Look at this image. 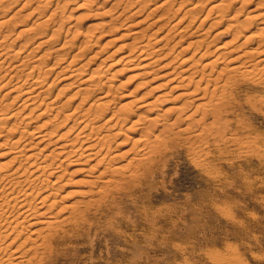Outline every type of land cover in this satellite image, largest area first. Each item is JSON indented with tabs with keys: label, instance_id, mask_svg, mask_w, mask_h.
<instances>
[{
	"label": "rangeland",
	"instance_id": "374dc122",
	"mask_svg": "<svg viewBox=\"0 0 264 264\" xmlns=\"http://www.w3.org/2000/svg\"><path fill=\"white\" fill-rule=\"evenodd\" d=\"M219 3L221 9H211ZM45 19L49 21L43 24ZM4 20L9 33L4 43L11 56L0 63V87L16 76L0 88V107L10 102L5 112L20 108L22 113L0 121V166L19 149L6 146L12 136L23 135L22 144L52 130L44 154L63 141L70 143L67 149L81 145L83 137L75 138L82 115L94 116L98 109L104 114L92 120L87 132L96 129L87 141L103 146L107 157L90 173L97 177L95 187L103 185L116 166L130 163L143 135L151 140L170 137L166 142L162 138L167 145L162 144L146 165L142 153L133 161L130 169L138 166L137 177H128L102 195L91 194L93 179L86 176L94 161L83 156L80 166L55 164L59 169L48 180L54 187L61 185L57 208L100 200L89 209L90 222L56 235L53 247L46 253L40 249L33 264H264V80L233 72L209 82L195 73L191 88L200 80L197 95L203 97L183 110L176 107L187 98L184 88H171L177 82L167 79L170 70L181 73L193 61L198 63L208 47V57L197 65L201 71L217 50L227 54L220 67L232 65L231 57L244 49H257L251 56L254 62L264 58V0H0V21ZM143 42L146 47L140 48ZM130 51L135 59L126 62ZM24 58L28 70L17 73L12 66ZM153 58L160 60L151 65ZM34 65L32 77L46 78L42 105L43 96L35 101L36 107L26 103V95L14 102L16 91L3 95L19 80L22 83ZM76 67L82 70L70 75ZM106 91L110 102L101 99ZM101 102L104 111L98 108ZM147 102L148 111L139 107ZM122 104L130 105V116L110 129L106 120ZM192 112L197 114L191 129H184L189 121L176 118ZM202 129L200 136L193 135ZM66 132L71 133L62 135ZM54 156L40 154L44 158L37 164ZM21 158L13 167H29ZM63 159L57 156L54 162ZM106 167L110 171L99 175Z\"/></svg>",
	"mask_w": 264,
	"mask_h": 264
},
{
	"label": "bare ground",
	"instance_id": "6f19581e",
	"mask_svg": "<svg viewBox=\"0 0 264 264\" xmlns=\"http://www.w3.org/2000/svg\"><path fill=\"white\" fill-rule=\"evenodd\" d=\"M60 7H62L61 4L58 8ZM211 9H217V10L221 9L220 3L212 5ZM49 18H53V16L52 17L49 16ZM48 19H45L43 24L47 23L49 21ZM218 20H220V18ZM7 23H8V20L0 21V63H3V64H5L6 61L11 56L9 55V51L7 50L8 48H6L5 43H4V41L6 40V37H8V34H9L4 31L5 25ZM262 29H264V27ZM49 37L51 38L52 36H49ZM249 39H251V37ZM43 42H40V43H43ZM149 42L151 43V41ZM145 47H146V42L145 43L143 42L140 48H145ZM241 47H238V48L240 49ZM238 48L236 47V49ZM252 50L245 51L244 49L238 52L237 54H235L236 55L235 57L232 56L233 58L231 57L230 59V61H233L231 62L232 65L227 66V67H220L222 58L227 56L226 52L223 50L221 51L217 50V53L214 55L213 53L214 50H213V52L212 51L211 52L213 53L214 56H212L211 59L206 60V62L202 64V67H201L202 71H201L200 69H198L197 65L199 61L206 59L208 57V53H209V47H208L200 55V59H198L199 61L197 60L198 63L196 61H193V63L188 64L187 66H189L190 68L188 67L185 70L186 72L182 70L183 71V72L181 71L182 75H180L181 73H179L180 72L179 70H178L179 72H176L175 69H173L174 71L170 70L168 72L169 73V78H167L168 82L169 80L177 82V83H173V86L171 88L173 89L174 88L180 89L179 87H181L182 89L184 88L186 92L184 91V94L182 93L181 94L183 96H187L186 100L184 98L185 100L184 103L182 105L177 106L176 108L184 110V108H187L189 104L194 103L199 99H202L201 97L203 96L200 97L197 95L201 87V85H199L198 83L201 79H204L205 77H208L209 82L214 81V80L218 81L219 78L221 79L223 76H226V74L236 72V73L242 74L243 76H246V77L248 76L251 79H255L256 81L257 80L263 81L264 80V66H263L264 58L258 59L256 62H254L255 58L251 56L255 57L254 51L257 49L255 48L253 52ZM31 51L29 52V54H27V57L28 56L30 57ZM133 51L128 52L127 55L124 56V59L126 62H129V60L131 61V59L135 57V56L134 57L132 56ZM155 51L156 50L152 51L151 53L147 51L148 54L146 55L151 56V54H153ZM230 51L231 52L229 53H232V51L234 50H230ZM142 52H146V51L145 50L141 51L140 52L141 55H142ZM257 52L261 53L262 51H257ZM19 53H20L19 51L16 52L15 56H18ZM246 54H248V56L250 55V57L248 58ZM26 58L19 61L18 63L13 64L12 69L17 70V73L24 71V70H28L26 69L27 68L26 66L28 64L26 63L27 62V60H25ZM246 58H248V60L250 58H253V59L248 61V60H245ZM142 59H145V55ZM153 59L154 60H151L148 63H151L152 65V63L158 62L160 60V58H153ZM186 60L187 59L185 58L181 63H186L187 62ZM169 61H167L169 64L172 63ZM238 61H242V63H238ZM261 62H263V65H260L262 67H259V64H261ZM148 63H146L145 65H149ZM168 63L164 62V64L161 65V67H164ZM36 67L37 65L32 66L29 69V71L26 72L25 80H23L22 83H20L21 80H19L18 81L19 83L15 84L13 87H11L9 91H7L3 95L8 96L11 92H14V91H16L17 93L20 92L21 93V94L19 93L20 95L19 94L16 95L17 94L16 93L12 96L15 98L13 99L14 102L16 98H18L19 96L21 97L22 95H26L25 97L26 103H29L28 105L36 106L35 101L39 100L38 98L43 96V94L46 91H48L46 87L43 88L45 86L44 85V82L46 79L45 76L38 75V77L36 78L32 77V71H34ZM176 69H177V66H176ZM79 70H82V68L76 67L74 71L71 72L72 74L70 75H75L74 72L77 73ZM190 70L192 71L190 72ZM114 73L115 72H113V74ZM195 73H200L201 77H199L200 80L197 78L199 81L197 80L198 82L195 84L196 87L191 88V85L195 82V78H194V75H196ZM214 75L215 76L217 75V77L213 79ZM219 75L221 76L218 77ZM15 76L16 74H13L9 80L11 81V79ZM18 77H21V75H19ZM91 77H88L89 79L86 78V80L90 81ZM229 77L231 78V76ZM30 79H33L32 85L29 87H25V85L29 83ZM227 80L226 81L224 80L225 81L224 85L227 82ZM9 83L7 81V83H4L1 87ZM90 86L92 87L91 82H90ZM94 86L97 88L99 87L98 84L96 86L95 83H94ZM198 86L200 87L197 88ZM109 91L111 90L109 89ZM108 94L109 93L106 91L101 96V99L105 100V102L106 101L110 102L111 100L108 99V96H109ZM46 98L47 97L43 96L42 98L43 101L41 100L42 102L39 101L40 103L39 102L38 103L43 104ZM10 101L13 102L12 99H10ZM102 102L100 105H98V108H101L102 106L105 105V103H102ZM38 103L37 105H39ZM10 105L12 106V104L8 102L3 107H0V121L7 122L12 117H19V114L22 113L20 108H17L18 110H15V111L5 112L6 110H9ZM149 105H150V102H147L145 104L139 105V107L140 108L146 107L143 109H147L146 111H148L149 110L148 108L151 107V106L149 107ZM47 106L49 107V105ZM128 106L130 105L122 104L120 107V110L113 112V114L106 120V122L108 123L107 126L110 129L117 127V125L121 124L122 122L124 123L125 120L130 116L131 109ZM33 110H35V107L31 109V111ZM103 111H104V108H103ZM43 112H40V113L42 114ZM29 113L25 115L26 118L29 117L27 116L29 115ZM103 114L104 112L102 111L100 112L98 109L97 112L94 113V116H88L87 114L82 115V119L80 120V123L82 124V126L80 128L79 133L76 135L75 139L78 140L81 137H83L84 140H82L81 145H78L77 147L71 146L72 148L70 149H67L69 148L70 143H68L67 141L66 142L63 141V142H60L58 145H56L57 146L56 148L51 149L49 153L47 152V154H44L45 143L47 144L48 141L49 143H51L47 137L51 136L52 133L50 132L52 130L50 132L49 131L42 132L36 138H32L27 143L25 141L22 144L21 142L24 137L23 135L19 136L18 138H15L16 136H12V138H7V140L11 139L10 142L8 141H7L8 143L6 142V146L8 144V146L10 147L9 149H11V151L14 148L16 149L19 148V149L16 151L13 150L15 152L14 153L15 155L13 154L14 156L11 158V160L5 163L4 166H0V264H33L34 260L40 256V249L44 248L45 249L44 253H46L49 248L53 247L52 242L56 235H67L70 231L77 229V227H79L80 224L90 222L89 221L90 215L88 214L89 209L91 208L92 205L99 202L100 200L99 198H96V199L91 198L89 200H80L76 203H73V205H65L64 203L62 206H60V208H57L58 206L57 200L60 197L59 191L61 189V185H59L58 187L52 186L48 178L54 173H57L58 171L57 169L63 166V164L70 165V166L71 165L80 166L81 165L80 160L83 156L87 157V161H94L95 164L93 166H90L89 167L90 169H86V170H91V171H88L86 176L89 175L88 177L93 179L89 181L92 187L91 194L99 193L100 195H102L105 192V190L106 191L109 190V187H113L114 185L115 186L121 185L124 182V180L127 179L128 177H137L138 166H136V169H130V166L133 164L134 160L138 159V156L141 153H142V156L144 157L142 161V165L144 166L147 164L148 160L153 159L156 153H158L163 146L167 145V143H165L166 142L165 137L167 138L169 136L163 137L162 135H157L155 140H151L150 137H148L149 134L143 135L145 137L142 140L143 143L141 144V146H138L139 147L138 151L134 153L133 157L130 160V163L127 164L126 166H123V165L116 166L112 170V173L110 174V176L104 179V184L99 187H95L96 184L98 183L96 180L97 177H93L94 175L92 176L90 173H93V170H95V168H97L102 163V161L106 160L107 153L105 154L102 153L104 147L100 146L97 142L91 143L90 141H87L93 136V131H95L96 127H93V129L90 132H87V128L89 127L93 119L101 117ZM193 114L195 115L197 113L192 112L189 115H186V116L184 115L183 116L184 118L182 117V115H180L176 118V120L177 119L180 121L188 120L189 121V123H187L188 127L186 126L187 128L185 127L184 129L190 130L192 126L191 125L192 123H190V121L191 120L193 121V119L195 120V117ZM156 120H158V118ZM74 125H76V123H74ZM15 126H18V125L16 124ZM12 129L13 127L11 128V130ZM184 129H181V130H184ZM70 131L72 132V130ZM71 132H68V133L66 132V133H63L62 135L68 136L66 134H69ZM14 133L15 132H13L12 135H15ZM32 133H34V130H32L31 134ZM202 133H203V129L199 132L193 133V135L200 136ZM61 137H64V136H61ZM162 138L165 139L164 143H163L164 140ZM57 141L58 140H55V142ZM42 143H44L43 147L40 146V148H38L39 150L35 148L41 145ZM49 143L47 144V146L49 145ZM162 144H165V145L162 146ZM26 149H27V152L23 153ZM82 149H84V151H82ZM40 154H43L45 158L51 155H55V156H54V159L51 160L50 162L45 161L43 163L37 164V162L41 158H44V157H40ZM61 155H64V159L62 160L63 163L54 162L56 160V157L61 156ZM21 157H23V160L25 159L29 163V167H26L24 169H21L19 166L13 167V163L16 162ZM20 160H22V158ZM55 164L59 165V167L54 166ZM74 171L77 172L76 170H73L72 172ZM109 171L110 169L106 167L104 171H100L99 175H106ZM60 178H63V175L57 176V179H60ZM55 183H57V181H55ZM94 188H96V190ZM80 203H82V205H79Z\"/></svg>",
	"mask_w": 264,
	"mask_h": 264
}]
</instances>
